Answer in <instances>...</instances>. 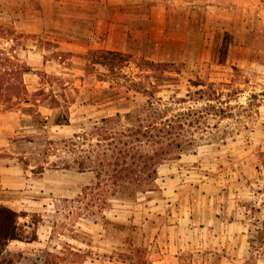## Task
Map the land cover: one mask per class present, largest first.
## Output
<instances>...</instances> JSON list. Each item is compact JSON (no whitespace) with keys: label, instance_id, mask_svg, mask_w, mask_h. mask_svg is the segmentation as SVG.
<instances>
[{"label":"rangeland","instance_id":"rangeland-1","mask_svg":"<svg viewBox=\"0 0 264 264\" xmlns=\"http://www.w3.org/2000/svg\"><path fill=\"white\" fill-rule=\"evenodd\" d=\"M186 1L155 9L152 0H0V204L19 214L0 264H174L155 227L184 205L195 222L205 218L207 179L223 166L255 165L263 174L249 180L264 182V138L253 134L264 117V0ZM108 16L126 27L112 36L114 49L97 45L94 22ZM97 49L126 61L94 64ZM139 85L154 86L170 114L194 110L198 123L184 132L194 145L159 165L156 190L103 203L91 172L51 167L57 157L45 158L44 147L102 116L138 110L147 99L133 91ZM170 180L178 194L165 196ZM257 193L264 200V185ZM258 208L243 254L224 263L212 243L195 244L179 264H264Z\"/></svg>","mask_w":264,"mask_h":264},{"label":"trees","instance_id":"trees-1","mask_svg":"<svg viewBox=\"0 0 264 264\" xmlns=\"http://www.w3.org/2000/svg\"><path fill=\"white\" fill-rule=\"evenodd\" d=\"M90 54L92 63L109 69L126 61L125 55L117 51L97 49ZM141 64L155 69L166 65L147 61ZM21 91L24 95L22 84ZM133 91L147 97L138 110L102 116L82 132L66 139L48 140V146L44 147L45 158L50 155L57 157L49 163L51 167L91 172L94 175L91 188L96 190L97 200L103 203L109 197L133 198L156 190L159 165L179 158L182 152L194 145V140L184 137V132L194 127L200 118L193 117L194 110L189 108L185 112L168 113L167 108H162L160 104L161 98L154 96V86L139 85ZM36 92L43 93L40 89L34 94ZM35 167L38 172L44 169L41 164ZM18 215L13 209L0 204L2 255L7 244L17 239Z\"/></svg>","mask_w":264,"mask_h":264},{"label":"crops","instance_id":"crops-1","mask_svg":"<svg viewBox=\"0 0 264 264\" xmlns=\"http://www.w3.org/2000/svg\"><path fill=\"white\" fill-rule=\"evenodd\" d=\"M152 1L157 4L155 9H159L158 1L160 0ZM185 1L180 0L181 4L184 2V5L187 2ZM94 23L96 30H99L102 36L101 39H98L97 45L104 49H114L115 45L112 42V36L117 34L119 29H121L119 34H123V30L126 27L111 19V16H108L105 20L97 19ZM90 26L91 24L86 27L90 28ZM262 121V127L258 126L260 128H255L253 134L262 133L263 139L264 117ZM219 170H221L220 176L217 175L207 179L200 186L201 189L199 191L206 197L205 211L202 212L203 214L206 213L203 216L205 218L195 222L191 217L190 206L184 205L183 213L178 216H171L172 219H169L167 226L157 225L155 227L159 232H165L164 237L168 240L167 244L169 246L167 255L173 260L174 264H179V254L185 247L190 245L193 247L195 244H203L202 247H205L209 242L212 243V253L221 251L224 263L233 260V257H229L233 252L240 256L245 251L248 222L256 219V214L259 211L258 207L264 206V200L257 199L256 196L258 194L257 189L262 187L264 182L257 179L249 180V178H251V173L255 174V178L257 174L263 173L255 165L247 167L223 166ZM173 182L170 180L163 183V195L172 196L178 194V191L173 188ZM260 195H263V193H260ZM197 231L200 234L198 238L196 237ZM207 233L210 234L208 242ZM220 237L221 248H219L218 242Z\"/></svg>","mask_w":264,"mask_h":264}]
</instances>
